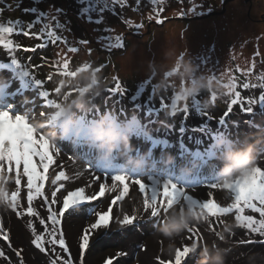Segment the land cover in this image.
<instances>
[{
    "label": "rangeland",
    "instance_id": "rangeland-1",
    "mask_svg": "<svg viewBox=\"0 0 264 264\" xmlns=\"http://www.w3.org/2000/svg\"><path fill=\"white\" fill-rule=\"evenodd\" d=\"M223 2L224 0H121L114 3L113 0H96L89 13L93 22H88L87 15L78 17L82 8L75 5L73 0H4L0 3V8L5 9L0 15V22L18 20L27 30L29 22L39 20L28 36L16 34L6 36L5 39L12 40L14 46L19 45L14 55L36 79L44 82V90L50 92V99L55 101L56 106H42L43 101L38 95L41 90L36 89L34 80L20 77L18 71L10 65V54L0 46V64L9 65L0 67V72L5 77L12 74L16 81L12 85L16 90L9 93L3 103L0 102V107L5 105L6 99L23 98V103L31 110L33 120L73 153L68 158L74 161H68L70 166L63 168L67 171L66 175L71 177L70 180L80 178L85 181L82 174L87 168L93 171L89 164L97 165L98 158L116 162L121 159L119 156H125L124 159L128 161L127 156L133 146L138 147L150 160L157 158L161 163H176L194 173L199 186L209 183L220 185L222 189L210 191L214 196L225 197V193H228L226 189L230 187L227 182L231 175L228 166L232 165L230 158L233 154L246 150L249 146L254 147L255 153L264 152V105H258L248 114L242 112L239 105H234L232 113L224 117L232 98L229 87H226L233 82L231 76L236 77V90L245 99L249 96L258 98L264 89V30L259 28H264V21L258 20L264 18V0H231L227 3L225 14L190 21L176 19H191L215 11L220 12ZM61 4L63 8H60ZM33 8L37 10L35 13L25 12V9ZM100 8L104 10L98 11ZM56 9H63L66 15L58 14ZM52 16H57L60 23L71 21L70 31L61 32L57 29V32L67 37L70 45L78 47L80 51L68 52L66 45L60 42L52 44L50 40L47 47H37L49 38L46 35L37 38L32 33L39 35L46 24L54 28L55 21L51 19ZM149 16L154 18L150 20ZM167 19L171 20L165 22ZM97 20L101 22L96 23ZM137 25L143 27L138 28ZM257 28L259 34L254 32ZM250 32L254 34H247ZM101 36L112 37L113 44L116 43L115 37L120 36L124 46L109 50L105 47L108 41L99 40ZM80 39L90 43L85 47L78 43ZM195 44L201 48L199 61L197 58L191 60L192 50L196 49ZM25 48L29 49L27 53ZM231 50L235 51L232 58L229 57ZM248 52L255 55L244 58L245 61H241L242 66H239L236 57H242ZM170 56H174L175 60L166 62ZM62 57L70 62L73 75L59 74L60 66L54 62ZM188 61L198 68L190 79L184 73V64ZM85 64L90 67H83ZM202 67L212 69L218 78L211 77L209 72L200 69ZM97 68L100 71L97 72ZM220 72L223 74L220 75ZM229 72L231 76L228 75ZM205 73L206 77L203 76ZM49 75L52 76L51 81L47 79ZM117 82L126 90L124 96L108 91ZM200 82L204 83L205 89L196 94L193 90ZM244 82L256 87L245 90L242 87ZM7 84L11 86L9 80ZM57 87L59 91L56 92ZM135 94L137 99L133 101L131 97ZM174 94L182 99L178 101L177 111L173 114L170 102ZM212 95L216 97L214 102L210 99ZM162 97L169 103L166 110L161 109ZM194 98H200V106L192 105ZM31 103H35V106ZM149 104L152 109H148ZM185 106L189 107L187 115L183 111ZM40 112L45 115L41 116ZM24 114L27 115L28 112L25 111ZM137 124L142 126L141 135L138 138L136 135L124 139L116 138L117 147L114 151L102 147L104 141L97 138L99 133H111L112 126ZM85 128H90L94 133H86ZM230 139L239 140L240 143L233 145L232 151L227 146ZM223 147L226 150L211 152L214 148ZM61 152L60 150L59 154ZM55 159L57 162L58 156ZM121 164L120 172H126L124 163ZM139 164H143V161L140 160ZM52 167L45 183L46 193L54 188L51 183L55 178ZM247 169L243 168L241 172ZM24 181L21 198L26 208V178ZM93 182L97 183L99 180L94 177ZM67 192L62 188L57 193L58 203L52 205L54 211L60 208ZM100 199L105 200L104 196ZM93 210L104 212L91 202L88 203V211L79 206L78 209L69 210L60 220L57 236L62 232L71 259L73 253H79L80 240L76 239L78 229L75 219L82 216L87 227L95 222ZM13 213L16 214L6 205L5 199L0 198V223L8 236L6 240L4 234L0 233V247L14 256V262L4 263L0 259V264H20L21 258L24 264H51L52 259L48 252H41L32 243L29 221L22 220L29 242L18 239ZM139 216L142 219H138L136 223L140 227H125L117 235L103 232L94 237L85 251L83 264H106L107 261H111V264H160L161 260H174L171 257L172 247L177 246L178 241H182L183 245L191 244L186 230L171 237L162 235L165 243L158 244L151 232L153 226L149 217ZM169 216L168 214L157 226L159 229L168 223ZM205 228L211 232L208 224ZM241 240L249 239L239 236L235 243ZM251 240L256 241L254 245L261 243L260 240ZM206 241L215 246L218 237L206 238ZM196 243L193 245V254L186 259L185 264L189 260L198 261L195 264H204L205 261L207 264H214L215 258L220 254L207 256L199 240ZM45 247L47 250L48 245ZM17 252L20 256H17ZM260 256L264 263V252ZM101 259L104 262L98 263ZM72 264H76L73 259ZM226 264H230L227 258Z\"/></svg>",
    "mask_w": 264,
    "mask_h": 264
},
{
    "label": "snow or ice",
    "instance_id": "snow-or-ice-1",
    "mask_svg": "<svg viewBox=\"0 0 264 264\" xmlns=\"http://www.w3.org/2000/svg\"><path fill=\"white\" fill-rule=\"evenodd\" d=\"M4 0H0V3H3ZM80 3H86L91 5L93 0H78ZM114 3H119L121 0H113ZM93 9L90 6L83 7L78 13V17H83L87 15L88 22H93L92 17L89 14ZM104 9L100 8L98 11L102 12ZM5 11L4 8H0V15ZM35 13L37 10L25 9V12ZM58 14L64 13L63 9H56ZM154 17L149 16V19ZM51 19L55 21V27L46 24L41 30L39 35L37 33H32L33 36L40 38V36L46 35L49 39L45 40L43 43L38 45L39 48L47 47L49 40L52 44L60 42L63 45L67 46V51L71 53H76L80 49L76 46H71L67 37L58 34L57 29L62 31H70L69 25L71 21H66L65 23H60L57 16H52ZM39 20L29 22L27 24V30L22 26L20 21L8 20L5 22H0V46L8 51L10 54V65L13 66L23 79L34 80L35 87L39 91L38 95L43 101V107L50 108L55 105V101L50 99V92L44 90V82L36 79L32 72L27 70L25 66L14 55L19 45H13L12 40H6V36H12L16 34H22L28 36L31 32V29L34 27L35 23H38ZM96 23L101 21L97 20ZM162 23V21H157ZM138 28L143 27V25H137ZM112 37L110 36H101L100 41H108L105 47L109 50L112 48H121L123 47L122 37H115L116 43H112ZM80 45L87 46L90 42L84 39L78 41ZM29 49L25 48L24 51ZM91 52V49H89ZM199 57L197 60L199 61ZM56 65H59L58 68L59 74L62 76L73 75V70H70V62L66 58H61V60L54 62ZM199 63V62H198ZM205 65L207 61L204 62ZM200 64V63H199ZM7 64H0V67H8ZM201 66V64H200ZM83 67H90V65L85 64ZM255 64H253V68ZM209 72V75L213 78H218L215 72L212 69H206ZM96 71H100L99 68ZM251 72L248 73L250 75ZM171 75V74H169ZM231 76V72L228 73ZM8 80L11 82L9 84H4L0 88V96L8 97L9 93L14 92L16 88H13L12 85L16 84L15 77L10 74ZM49 81L52 80V76L47 77ZM230 82L226 85L229 87V95L232 97L227 112L224 114L226 118L233 111L234 105H239L240 110L246 114L252 113L253 110L258 105H264V89H262L261 94L258 98L254 96H249L247 99L241 96V92L237 91V84L234 82L236 80L235 76H231ZM243 89L247 90L250 87L254 88L255 85H251L249 82H244L242 84ZM55 91H59L58 87ZM112 94H119L124 96L126 90L121 86L119 82L116 83L113 89L108 90ZM133 101L137 99V94L131 97ZM182 97L178 95H173L171 98V111L174 114L177 111V103ZM210 99L214 102L216 100L215 95H212ZM200 98H194L192 105L200 106ZM247 104V107H245ZM35 106V103H31ZM161 109L166 110L169 107V103L161 98ZM139 107V105H137ZM148 109H152L151 104L148 105ZM25 111L28 112L25 115ZM184 113L187 115L189 112V107L185 106L183 109ZM40 115H45L44 112H40ZM31 110H28V105L23 103V98L20 97L19 100L15 99H6V103L3 107H0V189H2L4 183V177H8L13 182L14 190H11L5 195L0 191V198H3L7 201L9 208L16 212L18 217H23L25 215L29 217H36L39 220V224L43 226L42 232H37L36 227L30 224L31 233L33 236L32 243L34 246L39 249L41 252L47 254L45 245H53L51 248L52 252H56L54 245L59 244L63 252L68 253V247L66 246V241L63 237L62 232L57 236L59 231L58 225L60 224L61 218L65 216V213H68L69 210L78 209L79 206L91 203L105 195V191L116 192L119 188V194L112 198L109 202L107 211L100 212L93 210V214L96 217L94 223L89 224L83 232V235L80 237L79 242V264H83V258L85 251L89 248L90 243V234L95 233L98 230H108L112 223V210L113 206H116L118 202H123L125 197L128 196L130 186H138L139 193L143 194L142 199V209L134 208L132 214L124 213L122 207L120 209L122 219L117 217L115 219V224L119 225L120 228L125 227H140L136 222L138 219H142L138 215L139 212L146 214L152 226L155 228L159 226L164 219L167 217L169 212L175 207L179 208L182 212L184 206L187 204L193 209V215L196 217V223L189 226L186 231L189 233V239L192 241L190 245H182L177 247L174 252V260L160 261V264H185L187 258L193 254L192 249L193 245L197 244L196 241L202 239L200 230L197 225L199 220L203 217L204 222L208 224L209 230L213 232L219 240L224 241L226 238L223 234L218 232L213 226L214 223H221L224 225L225 230H227L226 221L221 220L222 217H227L234 210L237 213L235 215V221L238 226L247 229L250 233H257L259 236L264 237V168L255 165L254 167L247 169L244 174L234 181L231 187L227 188V192L232 196V202L227 206H222L221 203H218L215 199H209L212 196V192L208 191L200 198L194 197L190 194L189 189H194L189 186L182 187L181 185L172 182L171 180H159L153 176H147V180L143 179L141 176H133L126 172H115L110 171H101L95 168L93 165L89 164L90 169H95L96 172L103 174L104 182L99 185L98 194L88 195L84 187H80L74 191H68L66 195L63 196L62 204L57 210H53L52 205L58 203L57 193L60 192L62 188L65 187L63 183H57L59 181H69L71 177L66 175L65 171L61 170L58 173L54 172L55 178L51 181L54 185V188L50 193L45 192V183L49 179V169L56 164L55 157L59 155L60 148L54 146L53 143L41 132H37L34 124L32 123ZM223 123V118L221 120ZM57 167H62V165H57ZM26 178V198H27V207L26 209L22 208L21 205V191H22V181ZM96 180H100L99 175L95 176ZM110 180L111 187H108V182ZM208 189H222L220 185L216 183H209L204 185ZM225 190V189H224ZM49 195L51 199L49 200ZM39 200L40 205L46 207L47 215L42 216L39 211H37L36 206H34V201ZM255 201H258L261 205L257 207ZM251 209L253 212L259 213L262 219H254L251 215H244L245 209ZM18 209H20L18 211ZM210 217L216 218L215 221H210ZM46 221L50 223H46ZM0 233L4 234V239H8L6 233H4L2 223H0ZM254 240H241L240 244L244 243H255ZM264 243V240L261 241ZM207 247V245H203ZM17 256H20V253L17 252ZM0 257L8 259L5 256L4 252L0 250ZM61 261L59 253H56V258L51 260V264H58ZM20 264H24L23 259L21 258ZM62 264H72L71 254L67 259H63ZM106 264H111V261H107Z\"/></svg>",
    "mask_w": 264,
    "mask_h": 264
},
{
    "label": "bare ground",
    "instance_id": "bare-ground-1",
    "mask_svg": "<svg viewBox=\"0 0 264 264\" xmlns=\"http://www.w3.org/2000/svg\"><path fill=\"white\" fill-rule=\"evenodd\" d=\"M73 2L79 8H83L86 6H90L91 8H93V5L96 3V0H93L91 5H87L86 3H80L78 2V0H73ZM221 24L226 25V23L224 24L221 23ZM259 28L261 30H264L263 27H259ZM254 32L256 34L260 33L258 28L255 29ZM247 34H254V33L250 32ZM197 45L198 44H195V47H196V49L194 50L195 52L192 50V55H191L192 61H194V59L199 57V52L201 51L200 46L199 45L197 46ZM229 52L231 53L229 57L232 58L235 51L231 50ZM252 55H255V54H252V52H248V54H245L242 57L240 56L236 57L237 64L239 66H242L241 61L242 60L245 61L244 58L247 59V56H252ZM171 60H175V57L170 56L169 58L166 59V62H169ZM200 69L203 70L204 72H208L206 69H209V68L202 67ZM221 74H223V72H220V75ZM203 76L206 77L207 74L205 73ZM7 82H8V78L5 77L4 74L0 72V88H2L4 84H6ZM4 100H5V97L0 96V102L3 103ZM33 124L37 132L43 133L53 143L54 146L59 147L60 150L64 153V155L62 152L58 155V160L55 164V167L54 166L52 167L53 171L57 173L58 171L63 170L66 173L67 172L66 169H63V168L70 166V164L68 165L67 163L68 161L70 162L74 161L73 159L68 158V155H73V153L67 150L66 147L62 143H60V141H58L49 131L43 130L41 126L37 123V121L33 120ZM132 149L134 150V153L132 155L130 154L127 156L129 159L128 161L124 159L125 156H119V158L121 159L117 160L116 162H113L112 160L104 161L103 159L101 160L99 158L98 164L93 165V166L101 171L113 170L115 172H120V167L122 166L121 162H123L126 167L125 171L128 173H131V175L133 176H141V177H144L143 179L147 180V176L151 175L154 178L162 180V181L171 180L172 182L177 183L181 185L182 187L184 186L192 187L194 189H189V192L194 197L200 198L204 195V193L210 191V189L206 188L205 186H199V183L195 181L196 179H195L194 173L190 172L189 170L184 169V167L179 166L178 164L172 163V162L161 163L157 158H156L157 160L156 159L150 160L149 158L145 156V154H143L141 150H139L138 147L135 148L132 146ZM254 159L256 161L257 166L264 168V152H256V153L254 152ZM140 160L141 162L143 161V164L141 165L139 164ZM57 165H62V167H57ZM228 167L230 170L231 166H228ZM91 170L93 171H90L89 168H87V170L84 171L85 173L82 174V178H84L85 181L81 180L80 178L69 180V181H64L63 184L65 185L64 187L65 191H74L80 187H84L86 190V194L88 195L98 194L99 185L102 182H104L103 174L100 172H96L95 169H91ZM245 171L241 172L238 176H235V177H232L230 175L227 178V182L229 184L228 186L231 187L232 183L236 181L237 179H239L244 174ZM91 172H93L94 174H92ZM96 175H99L101 179L99 180V182L94 183L93 180ZM3 179H4V183L0 191H2L5 195H7L9 191L14 189L13 182L8 177H4ZM24 183L25 181L23 180L22 188H24ZM108 187H111L110 180L108 182ZM118 194H119V188L117 189L116 192H109L106 190L105 195H104V198H105L104 201L99 198L92 202H94L96 207L101 208L104 211H107L110 200ZM142 199H143V194L139 193L138 186L136 185L130 186L128 196L125 197L123 202H118V204L114 207L112 211L113 220L110 225V228L108 230L101 229V231L98 230L100 232L97 231L95 233H91L90 241L94 240L95 239L94 237H96L99 233H103V232L116 233V235L117 233L119 234L123 228L121 229L119 225L115 224V219L117 217L122 219V215L120 212L121 207L124 213L132 214L134 208L142 209ZM209 199H215L218 203H221L222 206H227L228 204L232 202V196L229 193H225V197L222 196L221 198L218 195L214 196L212 194V196L209 197ZM20 200H21L22 208L26 209L22 198H20ZM5 202H6V205L9 207L6 200ZM254 203H256L257 207L261 206L258 201H255ZM38 207L39 209H37V211H39L42 216H46L47 215L46 207L41 206L40 201L36 200V208ZM81 207H83L84 209L88 211V204L81 205ZM19 210L20 209H18V211ZM187 211H191L193 213V209L186 204L182 212L179 210V208L174 207L169 212V215H171V213L173 212H176L178 215L183 216L185 212ZM236 214L237 213L234 210L227 217L221 218V220L226 221L227 230H225V227L223 224L218 223V222L214 223L213 226L216 228V230L220 232L221 234H223L226 238L224 241H221L218 239L215 246H213L211 242L206 241V238H212L213 236H216V235L213 232H208L206 230L205 226L207 225V223L204 222L203 217H201V219L198 221L199 224L197 225V227L200 230V234L202 237V239L199 240V243L202 245H205V244L207 245V247H204L205 254L207 256H211L215 253L223 254L225 255V257L227 258L230 264H264L260 256V255H263V252H264V243H259L258 245H254V243H244V244L235 243V241L237 240L239 236H244L247 239H256L258 241L260 240V242L264 240V237L259 236L257 233H250L248 232L247 229H243L239 227L237 222L235 221ZM138 215H144L148 217L142 211L139 212ZM244 215H251L253 216L254 219H257V220L262 219L259 213L253 212L251 209H247V208L245 209ZM13 219H14L13 224L15 225L16 231H17V237L20 240L29 242V235H28L27 230L23 228L22 220L29 221L30 224L36 227L37 232L43 231V226L39 224V220L36 217H29L27 215L23 217H18L17 214L13 213ZM215 219L216 218L214 217H210V221H215ZM95 220L96 218L94 219V221ZM75 222H76L77 229H78L77 231L78 236L76 239L80 240V237L83 235L84 229L86 227L84 225L82 216H77L75 219ZM196 222L197 221L195 220L192 223V225ZM46 223H50V222L46 221ZM151 232L153 236L156 237L155 240L157 241L158 244L162 245L163 243H165V239L161 235L160 229L158 227H155V228L153 227ZM182 245H183L182 241L177 242V246L181 247ZM177 246L172 247L171 257L173 259H174V252ZM52 247L53 245H48V248H47L48 255L50 256L51 259H55L56 253H59V256L61 257V261L58 262V264H62L63 259H67L69 257L70 252L68 253L63 252L59 244H56L54 245L56 249V252L54 253L51 251ZM0 250H2L5 256L8 257V259H4V257H0V259L4 263L14 262V258H13L14 256H11L9 252L5 251L1 247H0ZM78 257H79V253L77 251L72 254V259L73 261L76 262V264H79ZM195 263H198V261L189 260L187 262V264H195Z\"/></svg>",
    "mask_w": 264,
    "mask_h": 264
},
{
    "label": "clouds",
    "instance_id": "clouds-1",
    "mask_svg": "<svg viewBox=\"0 0 264 264\" xmlns=\"http://www.w3.org/2000/svg\"><path fill=\"white\" fill-rule=\"evenodd\" d=\"M197 71V66H195L191 61H188L184 64V73L187 78H192V76ZM204 89V83L200 82L193 91L198 94ZM97 138L101 141H104L102 147H108L109 151H114L117 147L115 143L116 138L108 133H99ZM254 151V147L249 146L246 150L233 154V156L230 158L232 161V165L229 170L232 177L238 176L243 168L250 169L256 165V161L254 159ZM195 220L196 217L191 211L185 212L183 216H180L176 212H173L168 218V223L161 227L160 233L165 237L179 235L180 233L184 232L189 226H191ZM204 264H207V261H205ZM214 264H226L225 255H218L215 258Z\"/></svg>",
    "mask_w": 264,
    "mask_h": 264
},
{
    "label": "trees",
    "instance_id": "trees-1",
    "mask_svg": "<svg viewBox=\"0 0 264 264\" xmlns=\"http://www.w3.org/2000/svg\"><path fill=\"white\" fill-rule=\"evenodd\" d=\"M25 52L27 53L28 51H25ZM101 124H103V123H101ZM85 130H86V133L93 132V131L90 130V128H85ZM137 130H139V131H137ZM142 132H143L142 126L139 125V124H137L135 126H131V125H129V126H126V125H122V126H120V125L112 126L111 133H108V132L107 133L110 134L111 136L115 137V138H123L124 139V138H126L128 136H131V135H134V136L136 135L137 138H138L141 135L140 133H142ZM93 133H91V134H93ZM82 135H85V133H83ZM226 135L228 136V134H226ZM90 136H92V135H90ZM229 143L230 144L227 145V146H229L228 147V150L229 151H232L233 150V147H232L233 145L240 144L239 143V140L237 141V140H234V139H230L229 140ZM164 145H166V143H164ZM227 146H226V148H227ZM223 150H226L225 147H223L222 149L214 148V150H211V152H215V153L218 152L219 153V152H222ZM184 151H190V150L189 149H184ZM206 151H208V150H206ZM117 253H118V255L121 254L120 251H118ZM101 262H104V259H101V260L98 261V263H101ZM102 264H104V263H102Z\"/></svg>",
    "mask_w": 264,
    "mask_h": 264
},
{
    "label": "water",
    "instance_id": "water-1",
    "mask_svg": "<svg viewBox=\"0 0 264 264\" xmlns=\"http://www.w3.org/2000/svg\"><path fill=\"white\" fill-rule=\"evenodd\" d=\"M231 0H224L223 2V9L222 11H215V12H212L208 15H204V16H198V17H194V18H176L178 20H184V21H190V20H198V19H206V18H209L210 16H213V15H219V14H225L226 10H227V3L230 2ZM175 19V18H174ZM168 20H171V19H167L165 22H167ZM165 22H163L162 24H164ZM151 27V24H149V29ZM150 31H148L149 33Z\"/></svg>",
    "mask_w": 264,
    "mask_h": 264
},
{
    "label": "flooded vegetation",
    "instance_id": "flooded-vegetation-1",
    "mask_svg": "<svg viewBox=\"0 0 264 264\" xmlns=\"http://www.w3.org/2000/svg\"><path fill=\"white\" fill-rule=\"evenodd\" d=\"M63 4H61L60 5V8H63V6H62ZM261 15V14H260ZM262 17V16H261ZM258 20H260V21H264V18H259Z\"/></svg>",
    "mask_w": 264,
    "mask_h": 264
}]
</instances>
